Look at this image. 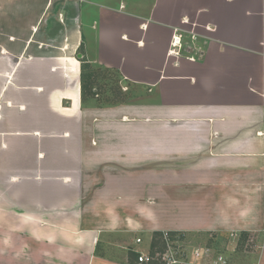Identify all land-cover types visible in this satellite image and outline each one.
<instances>
[{
	"label": "crops",
	"instance_id": "1",
	"mask_svg": "<svg viewBox=\"0 0 264 264\" xmlns=\"http://www.w3.org/2000/svg\"><path fill=\"white\" fill-rule=\"evenodd\" d=\"M164 230L264 264V0H0V264H140Z\"/></svg>",
	"mask_w": 264,
	"mask_h": 264
},
{
	"label": "rangeland",
	"instance_id": "2",
	"mask_svg": "<svg viewBox=\"0 0 264 264\" xmlns=\"http://www.w3.org/2000/svg\"><path fill=\"white\" fill-rule=\"evenodd\" d=\"M82 80L85 90H100L103 98L113 101L116 92L120 87V76L113 70L92 66L84 62L82 69ZM161 233L160 238L155 237V233ZM156 231L153 236L143 235V242L136 243V247L146 254L154 255L164 252L166 248L164 233L169 236L170 253L175 255L178 262L176 264H207L211 258L195 257L196 252L205 256V251L212 256L223 254L227 256L234 264H258L257 260L261 251V246L250 233H244L240 230L228 231H210L207 233H195L178 230ZM157 238V239H156ZM138 241V240H137ZM154 242L156 245H153ZM208 249V250H207ZM163 250V251H160ZM161 253V254H162ZM200 258H202L200 260ZM158 264V259L151 262Z\"/></svg>",
	"mask_w": 264,
	"mask_h": 264
},
{
	"label": "built area",
	"instance_id": "3",
	"mask_svg": "<svg viewBox=\"0 0 264 264\" xmlns=\"http://www.w3.org/2000/svg\"><path fill=\"white\" fill-rule=\"evenodd\" d=\"M177 30H176V32H177ZM192 39L193 40L197 39V35L194 32H192ZM171 47H172L170 50L171 54L180 55V52H181L182 48L184 47L183 34L182 33L178 32L177 34L173 35V38L171 41ZM196 50L200 54L203 53L201 47H197ZM190 58L194 59L193 56H190ZM163 235H164L165 245L167 244L166 248L164 249V252L163 253L162 252L157 253L158 255L156 257L154 255H150V254H146V253H140L138 255V262L140 264L151 263L156 259H158V261H159L158 264H176L178 262V260H176L177 258L175 257L174 254L168 255L171 251V249H170L171 247L169 244V242H170L169 236L167 233H164ZM137 240H138V242H140L141 238H138ZM160 251H163V250H160ZM195 257L196 258H199V257L211 258L207 261L208 262L207 264H234L227 256L223 255L222 253L212 256L210 254V252L208 253L207 251H205V256H202L200 252H196ZM201 259L202 258H200V260Z\"/></svg>",
	"mask_w": 264,
	"mask_h": 264
},
{
	"label": "trees",
	"instance_id": "4",
	"mask_svg": "<svg viewBox=\"0 0 264 264\" xmlns=\"http://www.w3.org/2000/svg\"><path fill=\"white\" fill-rule=\"evenodd\" d=\"M161 236H162V234H161V233H159V232H158V233H155V237H157V238H160ZM157 238H156V239H157ZM153 245H156V243L154 242V244H153Z\"/></svg>",
	"mask_w": 264,
	"mask_h": 264
}]
</instances>
